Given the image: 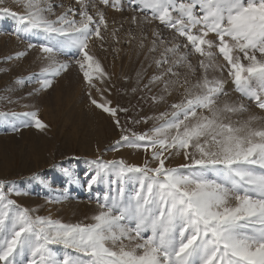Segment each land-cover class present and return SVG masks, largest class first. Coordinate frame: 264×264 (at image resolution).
Listing matches in <instances>:
<instances>
[{"label":"snow or ice","instance_id":"6c2138e0","mask_svg":"<svg viewBox=\"0 0 264 264\" xmlns=\"http://www.w3.org/2000/svg\"><path fill=\"white\" fill-rule=\"evenodd\" d=\"M12 2L23 11L0 0V16L17 25L11 34L42 41L9 58L38 48L39 72L27 78L39 86L34 91L51 89L77 65L90 105L121 131L115 150L142 149L150 159L87 161L93 172L82 187L91 191L106 179L115 185L97 198L89 223L34 215L12 198L26 193L0 182V264H264V0H128L146 62L132 91H147L157 106L131 121H151L144 132L121 125L118 114L128 109L107 98L111 77L92 49L107 50L101 5L119 12L121 0ZM128 35V43L137 39ZM0 119L14 131L17 122L48 127L37 111ZM175 157L184 163L170 166ZM63 173L78 180L68 168ZM128 179L137 184L132 192Z\"/></svg>","mask_w":264,"mask_h":264},{"label":"rangeland","instance_id":"374dc122","mask_svg":"<svg viewBox=\"0 0 264 264\" xmlns=\"http://www.w3.org/2000/svg\"><path fill=\"white\" fill-rule=\"evenodd\" d=\"M69 2L65 0L66 4ZM71 2L74 3V0ZM5 3L18 13L23 11L12 0H5ZM121 4L123 10L119 12L101 5L109 21V31L104 34L107 50H102L96 43L92 44V49L111 77L107 98L112 101L113 107L128 109L118 114L121 125L144 132L151 121L149 124H133L131 121L156 114L157 106L152 103L151 94L147 91H132L136 87V72L146 62L138 46L140 31L130 23L133 12L128 8V0H121ZM16 27L13 19L0 16V113L37 111L48 127L40 131L34 126H20L17 122L19 131H14L0 119V182L14 183L26 193L12 198L23 207L36 210L34 215L50 216L65 223H89L90 217L99 210L97 198H102L115 185L110 186L106 179L105 183L94 186L91 191L82 187L93 172V166L87 161L99 158L142 165L145 159H150V153L129 147L115 150L121 131L107 114L90 105L87 86L77 65L73 64L58 77L51 89L34 91L39 86L35 82L29 83L27 78L39 72L38 48L31 49L26 57L19 60L9 58L26 51L28 43L42 41L35 35L24 34L18 39L11 34ZM147 27L150 40V26ZM113 29H119L115 37L111 35ZM129 32L137 37L131 43H128ZM165 35L169 34L165 32ZM191 59L196 63V57ZM17 78L24 79L25 84L16 85L14 81ZM232 87L230 83L226 85L229 91ZM232 95L235 97L238 94ZM253 110L260 112L254 105ZM181 163H184L182 157L168 161L173 167ZM64 168L70 169L78 180L66 177ZM136 186L135 179L126 180L127 192H132ZM55 200L61 202H49Z\"/></svg>","mask_w":264,"mask_h":264}]
</instances>
